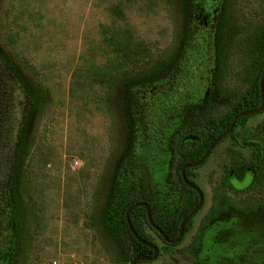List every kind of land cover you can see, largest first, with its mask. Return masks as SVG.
I'll use <instances>...</instances> for the list:
<instances>
[{
	"label": "rangeland",
	"instance_id": "1",
	"mask_svg": "<svg viewBox=\"0 0 264 264\" xmlns=\"http://www.w3.org/2000/svg\"><path fill=\"white\" fill-rule=\"evenodd\" d=\"M220 3L197 0L191 18L192 32L204 49L200 62L191 67L197 105L214 99L210 78ZM227 9L221 86L232 96L248 88L259 66L264 0H227ZM179 25L174 0H0V47L45 98L34 118L19 180L20 247L1 264L129 263L122 255L129 254L128 239L123 236L112 245L97 224L123 144L121 82L166 59L175 48ZM171 72L139 89L164 90ZM179 120L172 119L169 130ZM262 120L264 109L248 116L191 170L189 178L204 199L190 228L174 245L145 228L160 249L155 260L140 264H226V257L241 264L235 251L264 252V205L247 213L228 209L202 229L195 254L183 250L210 206L213 190L222 187V164L232 153L253 161L258 139L252 134ZM133 131L134 154L149 162L154 196L161 204L174 185L176 161L166 146L152 151L139 124ZM251 176L250 166L241 179L228 175L226 193L232 200L251 204L264 196L263 186L248 188Z\"/></svg>",
	"mask_w": 264,
	"mask_h": 264
},
{
	"label": "trees",
	"instance_id": "2",
	"mask_svg": "<svg viewBox=\"0 0 264 264\" xmlns=\"http://www.w3.org/2000/svg\"><path fill=\"white\" fill-rule=\"evenodd\" d=\"M174 2L180 13L175 48L166 59L157 60L148 69L126 76L121 82L123 144L112 165L113 176L105 191L97 224L112 245L118 244L123 236L128 239L129 254L126 256L122 251L123 260L126 262H130L131 257L136 254H151V250L139 244L128 231L124 220V210L127 206L136 201L145 202L152 222L164 236L174 237L178 222L196 201L195 192L181 181L178 172L180 165L198 159L210 140L228 125L236 113L259 104L258 79L264 61V44L259 66L253 69L249 86L245 91L229 96L221 86L226 60L224 26L228 12L227 0H221L213 35V70L210 81L213 85L214 99L209 97L202 105L193 104L196 87L191 67L200 62L204 50L202 42L191 29V18L197 0ZM170 71L173 72L164 90L149 92L139 89L140 86L152 84L157 79L169 76ZM44 99V94L31 85L17 63L0 47V240L3 239L0 246V264L10 258L12 251L20 247L23 224L19 180L31 141L34 118ZM176 117H180V120L172 130H169L172 119ZM246 118H239L228 135ZM135 124L142 127L146 142L152 151L166 146L176 161L174 185L170 188L171 193L166 195L161 204L154 196L149 162L139 160L133 151ZM263 126L264 120L256 126L252 134L259 141L254 142L253 161L232 153L228 161L222 164V187L213 190L211 204L200 218L193 238L183 248L184 251L194 254L198 251L202 229L221 213L230 208L247 213L258 205H264V196L256 202L246 204L232 200L226 193V188L229 187L228 175L232 174L234 178L241 179L249 166L252 169V176L248 188L264 187ZM192 169H185L187 177ZM189 181L194 183L190 179ZM172 197L174 198L171 199ZM129 220L140 238L154 243L145 229L148 228L164 244L174 245L164 242L151 229L142 207L133 208L129 213ZM191 223L192 218L186 221L183 235ZM122 248H125L124 243ZM241 253L235 251L233 255L241 257V264H264V252H257L254 255ZM226 259L228 264H234V260L229 257ZM140 263L142 262L136 264Z\"/></svg>",
	"mask_w": 264,
	"mask_h": 264
},
{
	"label": "water",
	"instance_id": "3",
	"mask_svg": "<svg viewBox=\"0 0 264 264\" xmlns=\"http://www.w3.org/2000/svg\"><path fill=\"white\" fill-rule=\"evenodd\" d=\"M264 61L262 64V69L260 72V76L258 79V95H259V104L256 107L246 109L243 111H240L236 113L231 120L229 121L228 125L216 136H214L202 154L199 156L198 159L192 161V162H185L180 165L179 167V175L181 178V181L183 182L184 185H186L188 188L192 189L195 192L196 195V201L195 204L190 208V210L180 219L177 225L176 229V235L172 238H167L166 236L163 235L162 231L152 222L150 213H149V208L147 204L143 201H136L131 203L130 205L127 206V208L124 210V220L127 226L128 231L131 233V235L134 237V239L141 245L146 246L151 250L150 255H134L131 257V260L129 264H136L137 262H147V261H153L157 258L158 253H159V248L157 244L151 243L149 241H146L145 239L140 238L135 230L133 229L130 220H129V213L130 211L135 208V207H142L144 209L145 213V218L146 221L148 222L149 226L151 227L152 230H154L159 236H161L162 240L166 243L169 244H177L178 242L181 241L183 237V226L186 223L187 220L192 218L194 214L197 212V210L200 208L201 204L203 203L204 199V194L202 189L196 184L192 183L189 181L188 177L185 175V169L188 168H195L197 166H200L205 162L207 157L209 156L210 152L213 150V148L221 141L223 138H225L228 133L233 129L236 121L241 118V117H248L253 114H256L258 112H261L264 108Z\"/></svg>",
	"mask_w": 264,
	"mask_h": 264
},
{
	"label": "flooded vegetation",
	"instance_id": "4",
	"mask_svg": "<svg viewBox=\"0 0 264 264\" xmlns=\"http://www.w3.org/2000/svg\"><path fill=\"white\" fill-rule=\"evenodd\" d=\"M226 137H227V136H226ZM223 139H224V138H223ZM188 179H190L189 176H188ZM190 180H191V179H190ZM193 182H194V181H193ZM194 183H195V182H194ZM160 237H161V236H160Z\"/></svg>",
	"mask_w": 264,
	"mask_h": 264
},
{
	"label": "built area",
	"instance_id": "5",
	"mask_svg": "<svg viewBox=\"0 0 264 264\" xmlns=\"http://www.w3.org/2000/svg\"><path fill=\"white\" fill-rule=\"evenodd\" d=\"M56 263L55 261H53V264Z\"/></svg>",
	"mask_w": 264,
	"mask_h": 264
}]
</instances>
